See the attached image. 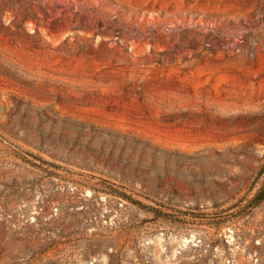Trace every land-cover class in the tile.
Returning a JSON list of instances; mask_svg holds the SVG:
<instances>
[{"label":"rangeland","instance_id":"374dc122","mask_svg":"<svg viewBox=\"0 0 264 264\" xmlns=\"http://www.w3.org/2000/svg\"><path fill=\"white\" fill-rule=\"evenodd\" d=\"M263 185L264 0H0V264H264Z\"/></svg>","mask_w":264,"mask_h":264},{"label":"trees","instance_id":"16d2710c","mask_svg":"<svg viewBox=\"0 0 264 264\" xmlns=\"http://www.w3.org/2000/svg\"><path fill=\"white\" fill-rule=\"evenodd\" d=\"M262 172L260 171V174ZM127 201L131 202L133 205H137V206H141L142 205L135 201V200H131V198H129V196H123ZM264 200V185L257 191V193L253 196V198L250 201V206L249 208L255 207L256 205H258L259 203H261Z\"/></svg>","mask_w":264,"mask_h":264}]
</instances>
